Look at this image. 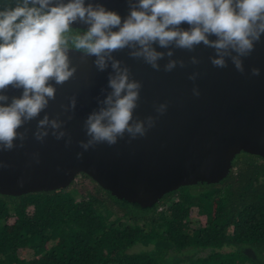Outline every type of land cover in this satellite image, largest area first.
<instances>
[{
  "label": "water",
  "instance_id": "water-1",
  "mask_svg": "<svg viewBox=\"0 0 264 264\" xmlns=\"http://www.w3.org/2000/svg\"><path fill=\"white\" fill-rule=\"evenodd\" d=\"M99 2L117 11L122 19L129 12L128 0ZM87 27L79 22L72 25ZM180 27L186 30L190 26L183 23ZM153 47L167 51L158 44ZM129 51L126 48L113 56L129 68L130 79L142 84L133 115L142 120L155 118L146 135L130 139L125 134L114 145L98 144L87 151L79 146V141L88 139L84 120L100 107L97 98L103 99L111 91L108 77L113 70L109 65L98 71L95 57L71 49L69 58L76 72L62 85L51 82L56 98L37 118L47 113L50 118L66 121L63 127L67 136L56 140L50 132L43 142L37 141L33 136L37 120L18 129H28L24 146L0 151V194L19 196L66 188L83 173L116 198L150 207L181 186L219 182L241 151L264 158V35L254 51L242 57L243 74L230 58H226L225 68L213 66L210 57L215 51L203 44L192 51L173 47L171 58L165 56L158 61L159 71L142 58L129 56ZM193 56L198 64L191 63ZM169 59L183 60L184 67L177 64L171 72H165L163 66ZM253 67L260 69L259 76L251 75ZM193 72L198 73L195 81L189 79ZM194 87L199 90L198 96L193 94ZM22 91L9 87L6 94L11 99L21 96ZM73 96L75 109L65 111L62 106L69 105ZM161 103L167 104V109L158 114L156 106ZM68 136L72 142L66 146ZM79 152L83 155L77 158Z\"/></svg>",
  "mask_w": 264,
  "mask_h": 264
},
{
  "label": "clouds",
  "instance_id": "clouds-1",
  "mask_svg": "<svg viewBox=\"0 0 264 264\" xmlns=\"http://www.w3.org/2000/svg\"><path fill=\"white\" fill-rule=\"evenodd\" d=\"M128 7L123 19L99 0L87 4L85 0H18L14 7L0 10V151L23 147L28 129H18L33 120H37L33 133L37 141L43 142L50 132L56 140L67 136L66 121L47 113L37 118L56 98L51 82L62 85L76 72L69 58L71 49L95 57L98 71L109 65L113 70L108 77L111 91L97 98L100 107L84 120L88 139L79 141V146L87 151L98 144L114 145L125 134L130 139L145 136L155 123L152 116L134 117L142 84L130 79L129 68L114 52L127 48L129 56L142 58L159 71L158 61L171 58L173 47L192 51L203 44L215 51L210 57L213 66L225 68L230 58L243 74L242 57L249 56L264 35V0H128ZM77 22L88 27L72 34ZM183 23L190 27L182 29ZM154 44L167 51H157ZM191 63L198 64L197 57H191ZM177 64L184 67L183 60L169 59L163 69L171 72ZM197 75L193 72L189 79L195 81ZM251 75L259 76L260 69L253 67ZM9 87L22 89V95L10 99ZM193 94L199 95L198 88H193ZM62 107L74 110L76 97ZM166 109L165 103L156 106L158 114ZM71 142L68 136L66 146ZM82 155L77 153V158Z\"/></svg>",
  "mask_w": 264,
  "mask_h": 264
},
{
  "label": "trees",
  "instance_id": "trees-1",
  "mask_svg": "<svg viewBox=\"0 0 264 264\" xmlns=\"http://www.w3.org/2000/svg\"><path fill=\"white\" fill-rule=\"evenodd\" d=\"M0 264H264V158L241 151L219 182L150 207L83 173L66 188L0 194Z\"/></svg>",
  "mask_w": 264,
  "mask_h": 264
}]
</instances>
